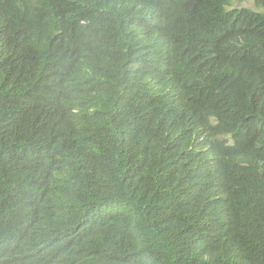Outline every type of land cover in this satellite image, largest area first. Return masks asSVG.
Masks as SVG:
<instances>
[{
  "label": "trees",
  "instance_id": "obj_1",
  "mask_svg": "<svg viewBox=\"0 0 264 264\" xmlns=\"http://www.w3.org/2000/svg\"><path fill=\"white\" fill-rule=\"evenodd\" d=\"M0 264H264V9L0 0Z\"/></svg>",
  "mask_w": 264,
  "mask_h": 264
},
{
  "label": "rangeland",
  "instance_id": "obj_2",
  "mask_svg": "<svg viewBox=\"0 0 264 264\" xmlns=\"http://www.w3.org/2000/svg\"><path fill=\"white\" fill-rule=\"evenodd\" d=\"M257 3H260L259 7ZM234 6H239V7L246 6L251 8L253 7L254 9H259V8L264 9V0H234Z\"/></svg>",
  "mask_w": 264,
  "mask_h": 264
},
{
  "label": "bare ground",
  "instance_id": "obj_3",
  "mask_svg": "<svg viewBox=\"0 0 264 264\" xmlns=\"http://www.w3.org/2000/svg\"><path fill=\"white\" fill-rule=\"evenodd\" d=\"M242 6V5H241ZM263 6V5H262Z\"/></svg>",
  "mask_w": 264,
  "mask_h": 264
}]
</instances>
